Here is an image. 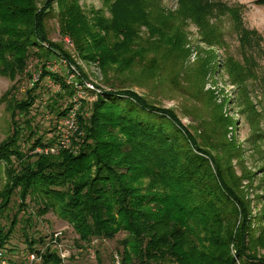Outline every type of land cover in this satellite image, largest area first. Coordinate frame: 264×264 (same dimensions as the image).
<instances>
[{
    "label": "trees",
    "instance_id": "trees-1",
    "mask_svg": "<svg viewBox=\"0 0 264 264\" xmlns=\"http://www.w3.org/2000/svg\"><path fill=\"white\" fill-rule=\"evenodd\" d=\"M17 1L25 3L28 9L20 11L8 4L0 8V75L11 79L17 73H24L26 61L31 56L28 48L22 46L25 40L44 50L40 58L46 59L56 51L47 27V19L55 12L48 6L39 9L38 0ZM128 1L134 4L129 14L116 15L112 11L115 15L111 19H95L92 26H87L98 45L96 54L100 58L105 86L110 90L101 88L102 92L97 94L93 103L94 108H83L79 112L81 137H77L81 140L80 148L76 153L63 150L56 155L25 153L30 155V159L19 162L17 166L12 163L6 170L8 179L0 189V217L10 209L15 194L19 198L21 212L28 196L35 193L44 201L43 213L53 209L73 226L79 236L76 241L79 246L90 245L95 238L115 239L124 232L126 236L120 242L123 247L122 264H225V260L214 259L208 254L205 244L213 243L212 237L220 232L222 222H227L229 228L245 209L246 204L239 196L240 184L232 179L235 176L232 162L240 158V152L234 146L230 147L227 141L218 146L199 144L191 133L185 132L186 129L173 124L174 113L155 108L131 90L126 84L125 74L138 66L154 70L160 61L161 49L166 52L164 57L172 63L181 60L180 54L185 52L184 26L187 20L199 24L210 46L219 44L220 30L215 18L233 15L234 8L213 0H177L179 7L171 12L163 7L162 0ZM75 15L74 9L62 12L61 31L65 34L73 29ZM238 18L234 23L235 31L237 37L241 36V41H245L241 35V16ZM76 44L82 47L80 40ZM244 57L247 61L245 50ZM227 59V66H238V71H245L246 79L257 76L247 65L235 63L232 56ZM47 73L45 71L44 76ZM53 78L65 89L57 96L62 99L68 96L69 103L73 88L62 82L60 77ZM106 98L109 102L105 101ZM36 102L37 97H33L26 105L33 107ZM68 103L59 116L67 114ZM24 106L19 108L25 110ZM112 106L122 107L121 124L127 139L116 145L102 143V146L92 149L89 156H93L102 169L90 184L91 192L82 195L81 190L85 188L88 177V169L82 159L86 155L87 142L92 138L99 140L112 136L106 125L96 123V113L101 108ZM58 131H61L60 125ZM185 133L188 141L195 144V150L178 140L177 137ZM18 142V139H13L0 144V163L13 155H20L23 159L21 153H14L12 149ZM54 143L53 139L48 144ZM206 148L219 151L221 155L211 156ZM113 161L126 163L134 169L130 174L118 173L109 167ZM56 178H61L59 184L68 191L53 189L52 185L58 184L53 180ZM42 180L50 186L41 188ZM15 216L9 228L0 222V247L14 252V261L19 255L21 260H25L28 252L37 251L39 246H46L49 241H35L25 233L27 246L19 247L12 241L18 213ZM232 234L233 230L230 231L231 238ZM238 251L243 264H264V259H255L240 248ZM235 262L233 258L232 264ZM42 264L70 263L63 262L54 246L49 245Z\"/></svg>",
    "mask_w": 264,
    "mask_h": 264
},
{
    "label": "rangeland",
    "instance_id": "rangeland-1",
    "mask_svg": "<svg viewBox=\"0 0 264 264\" xmlns=\"http://www.w3.org/2000/svg\"><path fill=\"white\" fill-rule=\"evenodd\" d=\"M213 2L234 8L233 15L225 14L215 18L220 30L217 37L219 44L210 46L199 24L187 20L184 26L185 52L180 54L181 60L172 63L164 57L166 52L161 49L158 58L160 61L154 70L138 66L127 70L125 77L130 89L147 103L170 114L174 113L173 124L179 129H186L185 132L191 133L199 144L211 143L218 146L222 141H227L230 147L234 146L240 152V158L232 162L235 171L232 179L240 184L239 196L246 204L245 209L236 216L235 224L230 223L229 228L227 222H222L220 232L212 237L213 243L205 244V247L208 254L214 259L225 260V264H232L233 258L236 259L235 264H243V258L238 255L239 248L255 259H264V0ZM162 3L171 12L179 7L177 0H162ZM5 4L20 11L28 9L25 3L17 0H0V8L5 7ZM37 6L39 9L48 6L49 10L55 12L47 19V27L56 51L46 59L40 58L44 50L25 40L22 46L28 48L31 56L26 61L24 73H17L14 79L0 75V144L18 139V145L12 148L13 152L18 151L17 154L21 153L25 157L21 159L20 155H13L8 161L0 163V189L8 179L6 170L12 163L17 166L19 162L30 159V155L46 153L44 149L48 143L53 139L57 142L60 138L58 127L62 117L59 113L66 109L69 97L62 99L57 96L60 92L64 93L65 89L62 83L55 82L53 76L60 77L55 71H62V60L77 66L83 73V79L92 81L98 89L108 88L105 86L100 58L96 54L98 45L94 34L87 31V26H92L95 19L102 17L111 19L115 14L127 15L134 4L128 0H38ZM70 9L76 10V20L72 23L70 33L65 34L61 31L62 12ZM239 15L241 35L245 41H241V36L238 38L235 31L234 23L239 20ZM78 40L85 49L77 46ZM244 50L248 56L247 61ZM229 56L235 59V63L247 65L257 76L246 79L245 71H238V66L228 67L226 63ZM57 65L60 66L56 68ZM45 71L48 73L44 76ZM49 76L54 79L53 83L48 82ZM61 80L64 82L63 78ZM70 85L75 92L74 86ZM33 97H37L35 105H26L27 102L31 103ZM97 97L98 95H92L91 100H81L77 113L83 108L92 110ZM105 101L109 102L107 98ZM23 104L25 110L19 108ZM70 112L71 109H68L67 113ZM122 112V107L112 106L101 108L96 113V123L106 125L112 136L99 140L92 138L87 142L84 152L86 155L82 159L88 169V177L85 188L81 190L82 195L91 192L90 184L102 169L95 158L89 156L92 149L102 146V143L116 145L127 139L121 124V116L124 115ZM78 125L79 129L71 146L60 149L58 154L63 150L73 153L78 151L81 143L77 137H81L79 120ZM224 135L227 137L224 138ZM177 138L189 149L195 150V144L188 141L186 133ZM207 150L211 156L221 155L212 148ZM110 165V169L124 175L130 174L134 169L126 163L116 161L110 162ZM105 172L109 173V170L105 169ZM53 180L58 183L52 185L54 190H67L59 184L61 178ZM49 186L42 180L41 188ZM19 202L15 194L10 209L0 217L2 225L9 228L18 213V224L12 241L19 247L27 246L25 233L35 241H48L53 233L62 230L64 243L73 255L68 261L70 264H115V255L119 253L122 256L123 247L120 242L126 236L124 232L119 233L115 239L95 238L90 245L79 246L76 243L79 236L71 224L61 219L53 209L47 213L42 212L44 201L39 194L28 196L21 212Z\"/></svg>",
    "mask_w": 264,
    "mask_h": 264
},
{
    "label": "built area",
    "instance_id": "built-area-1",
    "mask_svg": "<svg viewBox=\"0 0 264 264\" xmlns=\"http://www.w3.org/2000/svg\"><path fill=\"white\" fill-rule=\"evenodd\" d=\"M62 61L64 62L62 63V71H55V74H59L66 84H72L75 92L68 103V109H71V112L63 116L60 121V138L57 142L44 149L47 154H58L60 149L71 146L72 139L79 129V111L77 113V110L79 108L80 101L91 100L90 96L97 95L101 92V88L98 89L92 81L83 79L82 72L79 71L77 66L67 60ZM59 66L60 65H57L56 68ZM48 82H54L50 76L48 77ZM59 87L61 86L59 85ZM91 92H93V94H91ZM50 238L48 240L49 243L46 246L43 245L38 247L37 251L28 252L25 260H21L19 255L17 256L18 260L14 261V252L10 251L7 247H0V264H42L43 255L46 247L49 245L54 246L63 262H68L73 255L72 251L64 243V231H57L53 233ZM115 264H122V259L119 253L115 255Z\"/></svg>",
    "mask_w": 264,
    "mask_h": 264
},
{
    "label": "water",
    "instance_id": "water-1",
    "mask_svg": "<svg viewBox=\"0 0 264 264\" xmlns=\"http://www.w3.org/2000/svg\"><path fill=\"white\" fill-rule=\"evenodd\" d=\"M106 91L110 90V88H105Z\"/></svg>",
    "mask_w": 264,
    "mask_h": 264
}]
</instances>
